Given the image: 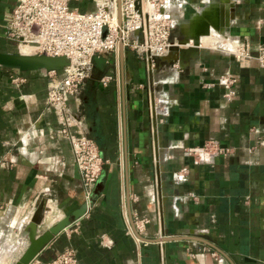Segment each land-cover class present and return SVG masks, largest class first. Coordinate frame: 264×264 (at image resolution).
Instances as JSON below:
<instances>
[{
  "label": "crops",
  "instance_id": "0c3cea01",
  "mask_svg": "<svg viewBox=\"0 0 264 264\" xmlns=\"http://www.w3.org/2000/svg\"><path fill=\"white\" fill-rule=\"evenodd\" d=\"M17 2L0 0L3 53H25L6 29ZM71 6L91 11L95 3ZM167 7L175 40L179 24L201 10L228 24L210 27L202 49L181 65L164 57L151 65L129 48L93 57L67 102L72 131L92 138L104 160L78 218L84 188L47 103L50 78L0 64V264H14L24 251L38 207V233L64 217L71 223L30 264L67 248L80 264H264V64L256 58L264 0H171ZM236 46L246 54L232 55ZM107 74L113 79L103 86ZM210 140L227 152L204 161L187 153ZM135 216L149 220L140 241L127 229Z\"/></svg>",
  "mask_w": 264,
  "mask_h": 264
},
{
  "label": "built area",
  "instance_id": "2783aa9c",
  "mask_svg": "<svg viewBox=\"0 0 264 264\" xmlns=\"http://www.w3.org/2000/svg\"><path fill=\"white\" fill-rule=\"evenodd\" d=\"M72 1L77 0H18L6 22V29L18 47L29 49L27 54L68 59L62 69L42 70L50 78L47 103L61 123L60 133L70 145L82 178L85 201H88L104 160L92 138L72 131L74 120L68 112L67 102L78 93L96 54L113 52L118 57L120 50L129 48L154 65L157 58L168 53L172 41H175L171 36L175 22L167 9L171 0H139V7L137 0H93L95 8L91 11L72 7ZM235 49L234 56L246 54L241 47ZM256 58L264 64V44L258 48ZM58 71H62V75L59 76ZM112 79L113 75H104L100 84L106 86ZM221 80L230 81L227 78ZM13 81L23 82L24 78L15 77ZM231 92L225 96L229 97ZM226 152L212 140L187 149L189 155L202 161ZM148 222L147 218L137 216L133 217L132 224L127 220V229L136 241H140L138 234ZM211 253L217 256L216 251ZM44 264L80 263L74 250L67 248Z\"/></svg>",
  "mask_w": 264,
  "mask_h": 264
},
{
  "label": "water",
  "instance_id": "95a60500",
  "mask_svg": "<svg viewBox=\"0 0 264 264\" xmlns=\"http://www.w3.org/2000/svg\"><path fill=\"white\" fill-rule=\"evenodd\" d=\"M223 3V1H221ZM137 7H139V0H137ZM227 17L225 21H221L219 24L215 17L207 15L206 10H201L195 13L187 22L179 24V36L177 40L172 41V45L166 55L162 56L167 59L170 64L178 62L181 65L189 55H194L202 47L200 46L201 36H207L210 33V27L216 31H220L221 28L227 25ZM185 45L186 47H182ZM177 55L172 57V53ZM0 64L16 67L20 70H34V69H46V70H59L68 64V59L64 56H49L45 54H26L22 52H0ZM160 186V181L157 182ZM99 187V183L95 184V188ZM93 191V190H92ZM160 198H161V189ZM92 192L88 201H84L78 211L73 213L75 218L81 216L88 207V203L91 202ZM162 199H160V202ZM42 207L36 208L28 223L26 224V230L28 232V244L24 251L19 255L14 264H30L36 257L40 250L67 225L71 223L69 217H64L47 227L41 233H38V224L40 223ZM160 219L163 220V214L160 213Z\"/></svg>",
  "mask_w": 264,
  "mask_h": 264
},
{
  "label": "bare ground",
  "instance_id": "6f19581e",
  "mask_svg": "<svg viewBox=\"0 0 264 264\" xmlns=\"http://www.w3.org/2000/svg\"><path fill=\"white\" fill-rule=\"evenodd\" d=\"M169 11V9H168ZM173 14V13H172ZM208 36H210V34H208ZM210 43V42H209ZM204 45V44H203ZM200 46H201V41H200ZM22 48V50L27 54L29 52V49L27 47H23V46H20ZM221 47V46H220ZM228 51V50H226ZM233 52V51H232ZM235 52V51H234Z\"/></svg>",
  "mask_w": 264,
  "mask_h": 264
},
{
  "label": "rangeland",
  "instance_id": "374dc122",
  "mask_svg": "<svg viewBox=\"0 0 264 264\" xmlns=\"http://www.w3.org/2000/svg\"><path fill=\"white\" fill-rule=\"evenodd\" d=\"M233 55V54H232Z\"/></svg>",
  "mask_w": 264,
  "mask_h": 264
}]
</instances>
